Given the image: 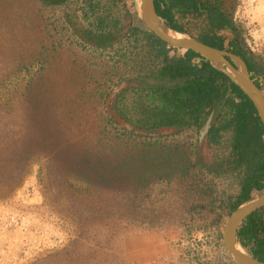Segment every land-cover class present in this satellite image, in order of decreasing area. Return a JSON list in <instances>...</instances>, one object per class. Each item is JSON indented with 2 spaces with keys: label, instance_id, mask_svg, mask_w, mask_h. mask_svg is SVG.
<instances>
[{
  "label": "rangeland",
  "instance_id": "obj_1",
  "mask_svg": "<svg viewBox=\"0 0 264 264\" xmlns=\"http://www.w3.org/2000/svg\"><path fill=\"white\" fill-rule=\"evenodd\" d=\"M54 1L0 0V264H235L221 229L245 167L232 132L208 142L217 110L143 130L134 101L172 83L157 78L137 0ZM198 1L174 11L186 36L208 33L218 6L236 33H216L264 66V0ZM96 18L113 39L104 49L86 41L102 34Z\"/></svg>",
  "mask_w": 264,
  "mask_h": 264
},
{
  "label": "trees",
  "instance_id": "obj_2",
  "mask_svg": "<svg viewBox=\"0 0 264 264\" xmlns=\"http://www.w3.org/2000/svg\"><path fill=\"white\" fill-rule=\"evenodd\" d=\"M64 1L55 0L54 4L57 5ZM96 5H89L88 9L91 14L95 12ZM154 7L157 16L170 30L179 34H187V31L175 20L174 11L181 9L184 12H190L204 8V5L198 0H154ZM208 15L210 29L197 40L212 48L227 50L238 56L248 67L253 83L257 88L264 90V83L259 84L257 80V77H264V66L245 48L244 43L237 39L238 35H234L226 42L224 36L216 33L224 28L236 33V27L231 20L219 12L218 6H211ZM95 20H97L99 33L103 34L106 30L104 29L105 24L102 19L96 18ZM133 31L136 32V29ZM86 32L88 34L86 41L95 48L104 49L113 40L104 34L96 36L92 31L86 30ZM143 34L149 40L156 57L161 59L157 78L162 82L172 83V85L144 88L147 94L142 100L134 101V106L143 118L138 122L146 131L168 127L189 128L192 125H201L214 109L217 110V115L207 130L208 142L217 144L221 138V132H232L234 165L236 168L242 164L245 167L240 193L235 202L229 205L227 214L229 215L237 206L249 199L252 190L259 191L264 187V124L251 101L242 91L224 74L215 70L204 58L192 51H184L182 55L171 56L170 52L175 51L173 48L167 47L151 33L144 31ZM139 98H141L140 95ZM121 112L126 122L130 123L133 128L137 127V122L132 123L127 114L124 111ZM173 155L177 158L175 151ZM170 158L174 157L170 155ZM147 162L144 159V164ZM122 163L132 167L134 163H137V157L124 156ZM136 180L140 182L139 176ZM151 180L142 178L141 185L146 187ZM237 240L248 255L264 263V208L242 221L237 230Z\"/></svg>",
  "mask_w": 264,
  "mask_h": 264
},
{
  "label": "water",
  "instance_id": "obj_3",
  "mask_svg": "<svg viewBox=\"0 0 264 264\" xmlns=\"http://www.w3.org/2000/svg\"><path fill=\"white\" fill-rule=\"evenodd\" d=\"M139 21L146 30L167 46L192 51L204 58L215 70L224 74L251 101L258 117L264 124V95L250 79L248 68L238 56L225 50H218L203 44L195 38L170 30L157 16L154 0H137ZM173 32L184 36L175 38L167 33ZM230 59L236 68L228 61ZM264 208V187L250 193L249 199L235 208L223 224L222 244L227 256L235 264H264L244 252L237 240V230L248 216Z\"/></svg>",
  "mask_w": 264,
  "mask_h": 264
},
{
  "label": "clouds",
  "instance_id": "obj_4",
  "mask_svg": "<svg viewBox=\"0 0 264 264\" xmlns=\"http://www.w3.org/2000/svg\"><path fill=\"white\" fill-rule=\"evenodd\" d=\"M148 32V31H147ZM149 33V32H148ZM183 35H186V34H183ZM167 47H169V46H167ZM170 48H172V47H170ZM175 51L174 52H170V55L172 56V55H182L183 53H184V50H182V49H175V48H173ZM197 62V61H196ZM195 63V62H194ZM259 78H262L263 80H264V77H257V80L259 79ZM257 87V86H256ZM259 89V88H258ZM259 90H261V89H259ZM262 91V93H263V95H264V90H261ZM254 191H256V190H252L250 193H252V192H254ZM231 214V213H230ZM229 214V215H230ZM229 215H228V217H229ZM227 217V218H228ZM227 220V219H226ZM221 231H222V229H221ZM224 248V247H223ZM224 252H225V250H224ZM244 252H245V250H244ZM245 253H247V252H245ZM225 254H226V252H225ZM227 255V254H226Z\"/></svg>",
  "mask_w": 264,
  "mask_h": 264
},
{
  "label": "built area",
  "instance_id": "obj_5",
  "mask_svg": "<svg viewBox=\"0 0 264 264\" xmlns=\"http://www.w3.org/2000/svg\"><path fill=\"white\" fill-rule=\"evenodd\" d=\"M258 82H259V84H263V83H264V80H263L262 78H259V79H258ZM11 220H12V222H13L12 224H13L14 226H16V227H17V226H18V227H22L21 224H20L21 222L18 223L17 221H13V219H11Z\"/></svg>",
  "mask_w": 264,
  "mask_h": 264
},
{
  "label": "bare ground",
  "instance_id": "obj_6",
  "mask_svg": "<svg viewBox=\"0 0 264 264\" xmlns=\"http://www.w3.org/2000/svg\"><path fill=\"white\" fill-rule=\"evenodd\" d=\"M169 36H171V37H175V38H183L184 36H182V35H179V34H175V33H173V32H168L167 33Z\"/></svg>",
  "mask_w": 264,
  "mask_h": 264
},
{
  "label": "flooded vegetation",
  "instance_id": "obj_7",
  "mask_svg": "<svg viewBox=\"0 0 264 264\" xmlns=\"http://www.w3.org/2000/svg\"><path fill=\"white\" fill-rule=\"evenodd\" d=\"M228 19V17H226ZM230 19V18H229ZM231 20V19H230ZM227 51V50H226ZM228 52V51H227ZM228 61L231 63L232 66H234L236 68V65L233 61H231L230 59H228ZM246 65V64H245ZM248 68V67H247ZM251 75V73H249Z\"/></svg>",
  "mask_w": 264,
  "mask_h": 264
},
{
  "label": "crops",
  "instance_id": "obj_8",
  "mask_svg": "<svg viewBox=\"0 0 264 264\" xmlns=\"http://www.w3.org/2000/svg\"><path fill=\"white\" fill-rule=\"evenodd\" d=\"M227 41H228V40H227ZM227 41H226V42H227Z\"/></svg>",
  "mask_w": 264,
  "mask_h": 264
}]
</instances>
